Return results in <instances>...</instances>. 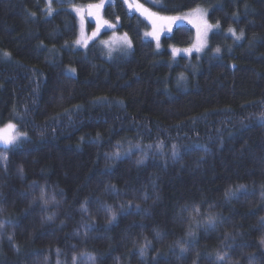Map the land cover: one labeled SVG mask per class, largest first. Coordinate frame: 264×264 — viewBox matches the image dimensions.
<instances>
[{
    "label": "trees",
    "instance_id": "1",
    "mask_svg": "<svg viewBox=\"0 0 264 264\" xmlns=\"http://www.w3.org/2000/svg\"><path fill=\"white\" fill-rule=\"evenodd\" d=\"M98 1L0 0V127L27 135L0 146V264H264V0H142L220 26L177 59L194 31L157 50L123 0L131 51L75 49Z\"/></svg>",
    "mask_w": 264,
    "mask_h": 264
},
{
    "label": "rangeland",
    "instance_id": "2",
    "mask_svg": "<svg viewBox=\"0 0 264 264\" xmlns=\"http://www.w3.org/2000/svg\"><path fill=\"white\" fill-rule=\"evenodd\" d=\"M125 2V0H123ZM103 2V8L96 9L94 6L100 4ZM108 0H100L96 3L91 4L93 8L89 9V5L74 7L72 10L76 14L78 18V25H79V36L77 40L74 43L75 49H85L87 48L91 43L98 41L100 45L103 47V49L106 51L108 56H112L115 53L118 52H129L133 48L132 42L129 38V36L124 32H119L117 30L118 24L115 21H111L110 19H107L104 15V8L107 5ZM133 4V7H129V4ZM139 3L143 5L144 8L149 9L151 12H153L144 1L142 0H127L125 4L127 7L133 11L136 12L139 16L143 18L147 22V24L150 26V29L146 33H153L156 31L158 33V41L157 39H154L152 35H146L145 38L152 41L157 50H161V39L165 36H169L172 34L174 29L177 26H188L191 28L195 33V41L192 45L184 48H177L173 47L170 49V53L174 59H177L179 57H191L192 55H201L205 49L209 45V37L210 34L218 31L220 29V26L218 24H212L209 21V8L206 6H200L190 12L180 14V15H164L160 16L157 15L156 18L154 17V23L153 20L148 19L145 15H142L140 11H137L135 8V4ZM96 13L98 12L99 16L102 18V20H106L108 24H104L102 27L99 28V31H97V17L96 15H90L89 12ZM168 17H181V20H177L174 23H171L169 25V22L167 19H160V18H168ZM83 18V21H82ZM113 25V27H109L108 25ZM212 25L211 29L205 28V25ZM170 27V30H169ZM95 33V35H94ZM127 36V40L130 41L131 46L129 47L128 44L124 43L123 37ZM79 42V43H78ZM159 43V46H157ZM197 48H199V51H197ZM191 50V51H189ZM217 50V49H216ZM72 74H75V69L69 70ZM9 124V123H8ZM8 124L1 126L0 129H4ZM15 126V133H20L18 139L16 142L11 145H17L21 143L23 140L27 138V135L25 133L20 132L17 129V125L13 122H11ZM0 146H3L2 143H0ZM4 147V146H3Z\"/></svg>",
    "mask_w": 264,
    "mask_h": 264
},
{
    "label": "snow or ice",
    "instance_id": "3",
    "mask_svg": "<svg viewBox=\"0 0 264 264\" xmlns=\"http://www.w3.org/2000/svg\"><path fill=\"white\" fill-rule=\"evenodd\" d=\"M125 2H127V0H125ZM97 10L103 8V2H101L98 5L94 6ZM129 7H133V4H129ZM93 8L92 5H89V9ZM135 8L137 11H140L142 15H145L148 19L153 20L154 17H157V14L154 12H151L149 9L144 8L143 5L136 3L135 4ZM90 15H96L97 17V31H99V28L102 27L104 24H108V22L106 20H102V18L99 16L98 12L93 13V12H89ZM160 19H167L169 22V25H171V23H174L177 20H181V17H168V18H160ZM83 21V18H82ZM154 23V20H153ZM109 27H113V25H108ZM212 25H205L206 30L207 29H211ZM170 30V27H169ZM230 32H232V35L235 36V38L237 40L241 39L243 36V33L241 32V34L239 36L236 35L235 30L233 29H229ZM152 35L154 39H157L158 41V33L156 31H154L153 33H146V35ZM95 35V33H94ZM124 43L128 44V46H131L130 41L127 40V36L125 35L123 38ZM79 43V42H78ZM159 46V43L158 45ZM191 51V50H189ZM197 51H199V48H197ZM219 51V49H217V52ZM19 135H21L20 133H15V126L11 123H9L4 129H0V143H2V145L5 147V149H7L9 146L13 145L16 140L18 139ZM4 159H6V157H4ZM23 170L21 169V172ZM40 199L44 201L45 204H47L49 201L46 200L44 198V193L41 192V196ZM198 211V210H197ZM49 219H51V217H49ZM209 219L211 220V216L209 217ZM0 227H2V225H0ZM11 239V238H10ZM260 243L262 245H264V239H261ZM143 251V250H142ZM75 260V257L73 258ZM217 260L223 261L225 260V256L224 255H217Z\"/></svg>",
    "mask_w": 264,
    "mask_h": 264
}]
</instances>
